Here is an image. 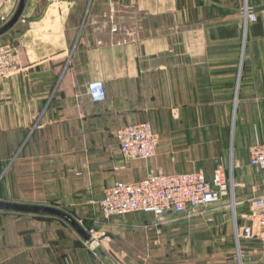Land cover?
Listing matches in <instances>:
<instances>
[{
  "label": "crops",
  "instance_id": "1",
  "mask_svg": "<svg viewBox=\"0 0 264 264\" xmlns=\"http://www.w3.org/2000/svg\"><path fill=\"white\" fill-rule=\"evenodd\" d=\"M18 3L0 0V27ZM246 7L256 14L247 24ZM2 44L18 64L0 81V200L59 207L101 224L110 241L85 243L62 219L0 210V264H264L261 241L200 252L196 230L179 228L153 236L159 249L170 234L180 239L173 258L150 259L137 251L149 233L127 228L157 218H105L95 203L117 180L196 170L210 179L232 165L235 213L249 223L250 200L264 196V174L248 167L249 147L264 144V0H26ZM94 80L103 102L88 95ZM142 121L159 136L156 154L127 160L116 131Z\"/></svg>",
  "mask_w": 264,
  "mask_h": 264
},
{
  "label": "built area",
  "instance_id": "2",
  "mask_svg": "<svg viewBox=\"0 0 264 264\" xmlns=\"http://www.w3.org/2000/svg\"><path fill=\"white\" fill-rule=\"evenodd\" d=\"M256 14L245 8V22L254 21ZM114 30V29H113ZM18 64L10 44L0 45V80L13 74ZM87 91L93 102L105 100V88L101 80L90 81ZM117 145L127 160H147L156 154L159 136L150 122L142 121L120 127L116 131ZM249 164L264 171V144L249 147ZM232 168L214 169L212 177L202 170L185 173H149L136 181L117 180L108 186L95 203L105 218L141 211L153 214L157 219L168 212L186 214L199 207L220 202L225 197L232 210L233 235L238 245L241 239H259L264 244V196L250 200V209L244 217L249 221L239 225L235 213V182ZM87 230V229H86ZM90 239L85 243H99L96 232L87 230Z\"/></svg>",
  "mask_w": 264,
  "mask_h": 264
},
{
  "label": "rangeland",
  "instance_id": "3",
  "mask_svg": "<svg viewBox=\"0 0 264 264\" xmlns=\"http://www.w3.org/2000/svg\"><path fill=\"white\" fill-rule=\"evenodd\" d=\"M6 78L1 79L0 81L5 80ZM248 167L250 168V170L251 169L253 170L250 172L251 176L254 175L258 176V174H264V171L261 169L249 165ZM231 168L233 169L232 165ZM233 172L235 175V170L234 171L232 170V173ZM233 178L235 180V176ZM226 204H228V200ZM231 213L232 210L230 208H225L224 203H218V204L208 205L205 207H199L195 211H192L189 214L177 215L176 217H174V219L171 220V222L168 223L158 222L160 220L157 219V221L153 223H146L142 225H137V224L129 225L127 230L136 231L137 229H139L140 231L143 230L149 233V238L147 241L150 242L149 243L150 245L148 246V249L137 250V251L146 253L150 259H157L159 257L161 258L164 256V254L166 255L167 258H171V259L173 258L174 247L180 241V239H178L177 236L170 234L169 239H166V242L168 244L166 245L165 249H159L158 248L159 246L153 244V241L157 240L156 239L157 237H153V236L161 235L164 230L167 231L173 228H179L182 229L183 231H187L189 229H195L196 230L195 233L197 234V236L195 237L194 240L197 241L198 243L197 245L198 251L202 252L201 249H206L207 252H210L211 250L214 249V251L211 252H216V249L218 250L217 247H219L216 246L217 243H225L228 241H233L234 243H236L234 235L232 233L233 224H232ZM79 223L83 225L87 230L93 229L94 232H96L97 238L100 240V242L110 241V237L106 232V230L99 229L101 227V224H99L98 226L97 223H95L94 221H90V219H86V218L79 219ZM119 231L124 232L125 230H119ZM175 231L178 232V229H176ZM170 233H175V232L170 231ZM131 240L138 242L140 245L146 244V239L142 240L138 236L137 238L133 237V239H130V241ZM249 241H260V240L255 238ZM142 242L144 243L141 244ZM240 242L242 243L243 239H241ZM203 244L206 246H204ZM202 245L204 246L203 248ZM146 247L147 245L144 246V248Z\"/></svg>",
  "mask_w": 264,
  "mask_h": 264
},
{
  "label": "water",
  "instance_id": "4",
  "mask_svg": "<svg viewBox=\"0 0 264 264\" xmlns=\"http://www.w3.org/2000/svg\"><path fill=\"white\" fill-rule=\"evenodd\" d=\"M26 0H19L18 6L11 18L0 27V35L7 32L19 20ZM0 210L21 214H33L38 216H50L62 219L69 224L84 240H89L87 230L69 212L56 206L32 203H19L0 200Z\"/></svg>",
  "mask_w": 264,
  "mask_h": 264
},
{
  "label": "trees",
  "instance_id": "5",
  "mask_svg": "<svg viewBox=\"0 0 264 264\" xmlns=\"http://www.w3.org/2000/svg\"><path fill=\"white\" fill-rule=\"evenodd\" d=\"M238 223H239V222H238ZM243 241H246V240L243 239ZM240 243H241V242H240Z\"/></svg>",
  "mask_w": 264,
  "mask_h": 264
}]
</instances>
